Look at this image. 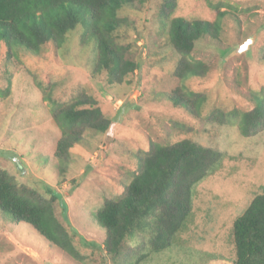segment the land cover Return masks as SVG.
I'll list each match as a JSON object with an SVG mask.
<instances>
[{
    "label": "rangeland",
    "instance_id": "rangeland-1",
    "mask_svg": "<svg viewBox=\"0 0 264 264\" xmlns=\"http://www.w3.org/2000/svg\"><path fill=\"white\" fill-rule=\"evenodd\" d=\"M164 1L120 12L131 24L125 34L128 58L138 63L122 84H109L106 72H92L94 44L83 46L78 31L70 32L59 49L48 44L34 54L21 48L11 60L0 47V167L48 198L52 191L58 195L55 215L85 258L73 259L30 225L16 224L0 211V264H135V258L127 263L131 252L116 261L107 255L96 214L105 201L122 196L152 142L182 140L216 149L225 159L196 186L193 214L177 243L141 264H234L233 223L264 193V132L245 138L237 127L209 123L205 116L214 109L248 111L254 96L264 92V0H177L174 17L213 22L218 11L226 13L219 39L198 40L191 54L209 72L186 81L173 74L179 56L160 24ZM13 63L11 93L3 97L5 66ZM183 87L206 95L201 117L170 102ZM80 94L94 98L112 124L105 133L85 132L83 142L62 159L55 156L62 135L51 108Z\"/></svg>",
    "mask_w": 264,
    "mask_h": 264
},
{
    "label": "trees",
    "instance_id": "trees-1",
    "mask_svg": "<svg viewBox=\"0 0 264 264\" xmlns=\"http://www.w3.org/2000/svg\"><path fill=\"white\" fill-rule=\"evenodd\" d=\"M148 1L0 0V47L6 49L7 60H11L16 54L18 57L21 48L34 54L48 44L59 49L70 32L78 31L83 46L94 44L90 45L94 51L92 72H106L109 84H122L138 69V63L128 58L131 44H125V34L131 24L126 17H120V12ZM177 8V0H165L159 11L160 24L179 56L173 74L181 81L204 77L209 67L194 60L191 54L198 40L206 36L219 39L226 13L218 11L213 22L188 20L174 17ZM14 66L17 64L5 66L8 86L2 91L3 97L11 93L10 70ZM169 100L173 106L201 117L207 98L183 87L175 90ZM254 101L248 111L214 109L205 118L209 123L237 127L245 138L257 136L264 132V92L255 95ZM51 116L62 135L55 156L62 159L74 145L83 142L85 132L105 133L112 124L97 101L85 94L69 104L53 102ZM224 159V153L191 140L174 144L152 142L148 153L138 159L137 172L124 185L122 196L105 201L96 214L105 232L107 255L116 261L123 252H131L125 255L127 263L135 258V264H141L171 249L193 214L196 186L215 174ZM53 192L48 198L33 187L20 184L0 167V211L8 213L16 224L30 225L51 245L84 262L71 231L55 215L54 205L59 197ZM232 232L234 264H264V193L256 195L234 221ZM130 243L134 246L128 250Z\"/></svg>",
    "mask_w": 264,
    "mask_h": 264
},
{
    "label": "water",
    "instance_id": "water-1",
    "mask_svg": "<svg viewBox=\"0 0 264 264\" xmlns=\"http://www.w3.org/2000/svg\"><path fill=\"white\" fill-rule=\"evenodd\" d=\"M249 46V43H246V45H244L242 48H241V51L245 50L246 48H248Z\"/></svg>",
    "mask_w": 264,
    "mask_h": 264
}]
</instances>
